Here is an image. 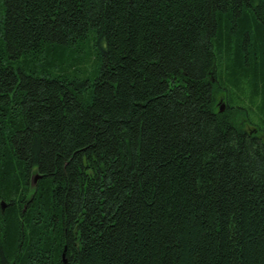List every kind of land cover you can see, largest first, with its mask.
I'll return each instance as SVG.
<instances>
[{
  "label": "trees",
  "instance_id": "obj_1",
  "mask_svg": "<svg viewBox=\"0 0 264 264\" xmlns=\"http://www.w3.org/2000/svg\"><path fill=\"white\" fill-rule=\"evenodd\" d=\"M1 202L0 264H264V0H0Z\"/></svg>",
  "mask_w": 264,
  "mask_h": 264
},
{
  "label": "rangeland",
  "instance_id": "obj_2",
  "mask_svg": "<svg viewBox=\"0 0 264 264\" xmlns=\"http://www.w3.org/2000/svg\"><path fill=\"white\" fill-rule=\"evenodd\" d=\"M248 87H250V86H248ZM220 100H222V102L225 104V109H227L226 108V106H227L226 104L227 103H226V100L224 99V94L218 91L217 94H216V106H217L218 109L220 107ZM234 105L235 106H240V107H243V106L245 107V108L243 107L245 113L243 111H237L236 108L233 109L232 118L234 119V122L239 123V124H243L245 128H249V124H248V120H247L248 118L247 117H250L251 113L247 109V106L244 105V104L240 105L236 101H235Z\"/></svg>",
  "mask_w": 264,
  "mask_h": 264
},
{
  "label": "water",
  "instance_id": "obj_3",
  "mask_svg": "<svg viewBox=\"0 0 264 264\" xmlns=\"http://www.w3.org/2000/svg\"><path fill=\"white\" fill-rule=\"evenodd\" d=\"M224 110H225V104L222 102V100H220L219 112H223ZM39 178H40V175H36V176H34V178H33V180H32V184H35L36 181H37V179H39ZM0 207H1V209H4V207H5L4 202H1V203H0ZM63 261L65 262L64 259H63Z\"/></svg>",
  "mask_w": 264,
  "mask_h": 264
}]
</instances>
